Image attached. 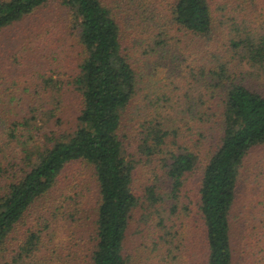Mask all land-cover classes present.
Masks as SVG:
<instances>
[{
  "label": "trees",
  "instance_id": "16d2710c",
  "mask_svg": "<svg viewBox=\"0 0 264 264\" xmlns=\"http://www.w3.org/2000/svg\"><path fill=\"white\" fill-rule=\"evenodd\" d=\"M50 2L70 13L76 32L80 58L68 84L79 107L73 128L55 130L59 87L43 73L21 110L0 117V254L35 201L81 161L97 195L87 264H264V185L239 224L240 250L233 215L242 163L264 143V93L248 81L264 84V0H0V32ZM146 58L152 72L141 70ZM194 122L215 126L195 190L200 236L176 222L190 211L182 188L199 161L198 139L178 144ZM150 161L167 186L149 183L139 195L133 176ZM258 167L264 179V162ZM136 209L145 231L139 262L124 252ZM38 238L28 230L17 257Z\"/></svg>",
  "mask_w": 264,
  "mask_h": 264
},
{
  "label": "rangeland",
  "instance_id": "374dc122",
  "mask_svg": "<svg viewBox=\"0 0 264 264\" xmlns=\"http://www.w3.org/2000/svg\"><path fill=\"white\" fill-rule=\"evenodd\" d=\"M223 1L210 0L214 5H220ZM212 14L217 25L220 11L214 9ZM71 25L70 13L56 2H50L35 14L0 32V117L6 119L10 116L8 112L11 115L19 112L26 103L28 92L33 89L32 81L38 75L46 73L56 80L59 87L58 91H55L59 119V125L55 130L73 128L79 106L77 96L68 80L79 61L80 48L76 42V32L72 30ZM192 43L201 41L192 37ZM153 61L146 58L140 66L141 70L144 68L143 72L149 70L152 72ZM158 76L161 77V74ZM141 81L143 83L146 81L145 76ZM248 81L256 90L264 93V84L260 80L250 78ZM129 125L128 123L125 126L123 132L125 140L130 141L129 147L133 148L134 143L130 136L132 129ZM195 126L196 122L190 128L184 127V138L178 144L192 147L193 140L198 139V143L194 144L192 149L198 153L199 161L196 168L187 174L182 188L186 198L182 196L181 201L190 208V211H184V215L179 216L176 222L180 224V231L184 232L194 226L191 231L198 232L197 236H200V221L194 204L195 190L206 143L215 135V126H207L206 123L198 125L197 128H194ZM198 131L202 132V137L197 135ZM169 148L175 146L170 145ZM263 162L264 143L248 153L239 170L233 211L237 223L234 236L237 238L235 244L238 250L242 249V243L247 239L237 232L241 230L239 224L246 219L244 212L247 208L252 209L257 191L264 185V179L257 178L258 166ZM149 183H157L164 188L167 186L162 169L156 161L138 164L132 187L135 193L140 195L144 185ZM96 197L95 182L89 166L81 161L67 165L53 189L35 201L15 231L10 234L0 254V264H87L89 248L93 243ZM140 213V209L134 211L124 240V252L132 256L133 262L142 261L141 258L146 253L140 244L145 234L139 218ZM247 227L250 229L249 225ZM28 230L39 233L36 247L32 253L18 258L17 253Z\"/></svg>",
  "mask_w": 264,
  "mask_h": 264
}]
</instances>
